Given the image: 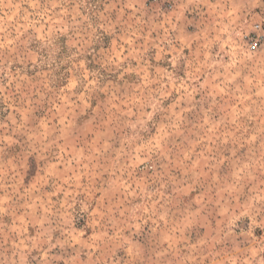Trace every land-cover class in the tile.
<instances>
[{
    "label": "rangeland",
    "instance_id": "374dc122",
    "mask_svg": "<svg viewBox=\"0 0 264 264\" xmlns=\"http://www.w3.org/2000/svg\"><path fill=\"white\" fill-rule=\"evenodd\" d=\"M0 264H264V0H0Z\"/></svg>",
    "mask_w": 264,
    "mask_h": 264
},
{
    "label": "built area",
    "instance_id": "2783aa9c",
    "mask_svg": "<svg viewBox=\"0 0 264 264\" xmlns=\"http://www.w3.org/2000/svg\"><path fill=\"white\" fill-rule=\"evenodd\" d=\"M261 29V26L259 24L256 25V33L254 34V37L250 40V48L256 49L258 48L262 43L263 35L259 33V30Z\"/></svg>",
    "mask_w": 264,
    "mask_h": 264
}]
</instances>
